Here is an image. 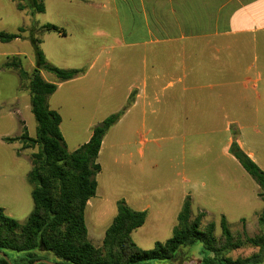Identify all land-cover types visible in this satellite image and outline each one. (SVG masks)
Segmentation results:
<instances>
[{
    "label": "rangeland",
    "instance_id": "1",
    "mask_svg": "<svg viewBox=\"0 0 264 264\" xmlns=\"http://www.w3.org/2000/svg\"><path fill=\"white\" fill-rule=\"evenodd\" d=\"M116 1L37 0L38 3L45 5V13L32 14L30 12L31 0H0V33L20 35L17 41L0 42V53H6L10 58L7 62L22 66L30 77L35 68V53L30 42V37L33 35V38L41 40V48L49 64L62 69L77 68L85 73L95 57L104 50L109 55L111 68L108 70L106 92L98 107L99 114L100 117H105L111 111L115 114V111L121 108L118 112L123 111L125 115L132 106L131 101L125 100L128 85L132 76L142 67L139 58L143 56V49L131 48L121 35V32H128L129 28H132L135 24L132 21L136 22L138 17L118 12L115 7ZM19 3L26 8L25 11L18 10ZM119 22L123 25L121 29ZM47 24L59 27L60 33H44L42 26ZM20 29L25 31L20 32ZM254 39L257 43L253 42ZM228 41L230 45L223 49L220 56L232 63L236 71L234 80L243 82L247 76H261L257 91L262 97L261 101L254 99V95L249 93L246 95L247 102H243L240 106L235 105L234 117L239 119L241 124L250 126L259 134L264 135V31L257 34L238 32ZM15 54L22 55L13 56ZM6 60V57H0V65ZM32 66H34L33 69ZM9 70L17 75L0 69V104L7 105L4 108L6 115L12 112V106L15 104L14 98L19 79L21 86L27 92L30 91L29 77L21 78L15 68ZM44 75L48 78H55V75L51 73L44 72ZM82 85L85 87L82 88ZM91 86L92 83L88 79L67 86L65 90L72 87L82 88L68 92V96L76 106L81 105L82 102L89 109V107H96V102L91 97L84 96ZM77 107L83 122L88 116V111L81 109V106ZM9 119L1 120L0 118V135L6 133L13 135L17 131L18 122L12 119L8 121ZM32 121H28V127L29 132L35 136L37 123L34 116ZM234 128L237 127L234 126ZM65 130L66 126H64ZM65 134L68 138L66 131ZM152 138L157 142L151 144L150 152L159 157L156 159L157 164L152 177L150 176L146 184L149 186V193L163 196L164 201H161V198L157 200L153 197H146L144 203L152 201V213L153 215L162 214L164 225L171 221L174 222L179 210L176 202L177 196L186 192L192 195L191 220L201 213H206L202 219V228L209 223H215L217 238L221 236L220 224L223 216L226 217L231 233L235 237L244 240L246 236L256 237L261 234L259 218L264 212V200L257 198L256 192L260 190L246 170L236 162L231 164L229 159L220 156L218 145L223 140L222 135L198 137L197 134L183 136L167 133L166 135L156 134ZM170 138L174 141H169ZM133 140L129 134L124 136L112 130L108 145L117 143L122 147L115 150L106 148L100 158L101 172L96 176L97 193L91 200V206L85 212L88 238L97 248L103 246L105 233L118 213V203L123 201L122 198H127L129 204H132L135 193L140 192L139 182L132 180L130 174L134 166L115 165L113 161L114 153L134 152V147L129 146ZM196 142L201 147H198ZM6 147L0 144V209H3L6 215L21 225H25L34 208L33 186L25 177L23 179L20 176V180L11 177L12 169H16L17 166L11 159L10 148ZM33 149L30 155L31 161L32 154L38 151L37 147ZM162 153L166 157H163ZM168 155L170 157H167ZM134 162L137 163V160L134 159ZM26 167H28L27 164ZM18 168L23 169L22 166ZM242 219L245 221H241ZM150 226H153V222L149 220L143 228L138 229L132 235V240L143 250L154 249L155 240L161 243L167 240V237L163 235L154 236L150 231ZM253 248L255 247L246 244L243 248L230 253L229 257L232 259L249 257ZM178 256L177 262L151 263L179 264L184 260L198 262L205 257V254L202 244L198 243L192 247L182 248ZM48 257L50 262L55 263L56 258L53 255L50 254ZM261 264H264V257Z\"/></svg>",
    "mask_w": 264,
    "mask_h": 264
},
{
    "label": "crops",
    "instance_id": "2",
    "mask_svg": "<svg viewBox=\"0 0 264 264\" xmlns=\"http://www.w3.org/2000/svg\"><path fill=\"white\" fill-rule=\"evenodd\" d=\"M115 7L118 12L138 17L136 22L132 21L135 23L132 28H129L128 32H121V35L131 48L143 49V56L139 58L142 67L132 76L128 85L125 100L132 101V106L105 136L98 163L106 148L115 150L122 147L117 143L108 145L112 130L124 136L129 134L134 139L129 143V146L134 147V152L113 154L115 165L134 166L131 169V178L139 182L140 192L135 193L132 204H129L127 198L122 199L132 210L146 212L145 224L149 220L153 222L150 231L154 236L163 235L168 240L177 225L175 220L177 221L185 200L189 198L192 203V195L183 192L177 196L179 210L175 220L165 225L162 214L153 215L152 201L144 203L146 197L163 200V196L149 193V186L146 184L152 177L157 164L156 159L159 157L150 152L151 144L157 142L152 138L154 135L167 133L183 136L197 134L198 137L222 135L223 140L218 145L220 156L229 159L231 164L236 162L242 167L231 154V147L236 141L245 154L264 171V135L250 126L241 124L233 113L236 104L240 106L248 101L246 95L249 93L254 95V99L261 101L262 97L257 92L261 76H247L243 82L235 81L233 77L236 71L232 63L220 56L223 49L230 45L229 38L238 32L257 34L264 31V0H117ZM122 26L119 22L120 29ZM253 42L257 43L255 39ZM0 57L7 58L0 65L1 71L5 70L9 74L17 75L4 67L9 56L2 52ZM110 68L109 55L103 50L91 62L87 72L75 80L60 83L57 91L48 98L49 108L61 116L60 129L69 152H74L88 143L94 127L114 113L111 111L109 115L100 117L98 110L106 92ZM42 76L47 82L57 83L56 77L48 78L44 72ZM88 79L92 86L86 90L84 96L91 97L96 102V107L88 109L82 102L81 105H77L88 111L86 120L82 122V115L78 107L71 102L68 92L81 90L85 85L80 89L72 87L65 90V88ZM15 94L12 112L6 115L4 108L7 105L0 104V118L4 120L10 117L8 121L11 119L17 121V131L13 135L8 133L0 135V144L2 147L10 148L11 159L17 166L16 169H12L10 175L13 179L20 180V176L28 179V174L32 170L30 155L34 149L25 150L22 142H7L6 139L19 138L24 132L30 137H35L29 132L28 127V121L33 122L34 115L31 111L30 91L27 92L21 86L20 79ZM169 141L174 140L170 138ZM196 144L201 147L198 142ZM157 147L159 148L158 145ZM163 157L166 156L163 154ZM20 166L23 167L22 170H19ZM202 185L206 187L205 184ZM260 194L261 191L256 192L257 198L264 200ZM91 200L87 208L91 206ZM163 205L161 202V206ZM202 214L205 217L206 213ZM223 217L226 219L225 216ZM145 224L138 229L143 228ZM155 242L161 243L159 240ZM252 250L251 255L258 253L259 248ZM196 263V261L179 262V264Z\"/></svg>",
    "mask_w": 264,
    "mask_h": 264
},
{
    "label": "trees",
    "instance_id": "3",
    "mask_svg": "<svg viewBox=\"0 0 264 264\" xmlns=\"http://www.w3.org/2000/svg\"><path fill=\"white\" fill-rule=\"evenodd\" d=\"M15 1V0H13ZM31 13H45V5L31 0ZM17 8H26L19 3ZM45 32L60 33L57 26H42ZM20 29V32H24ZM34 36V35H33ZM30 37L35 53V68L30 77L22 66L6 62L7 69L15 68L21 78L30 79L31 111L36 120V135L24 132L19 138L23 149L37 147L32 158V170L28 180L33 186L34 208L25 225L6 215L0 209V252L7 255L12 264H34L40 260L51 261L50 254L58 264H152L151 262L179 260L182 248L200 243L205 257L196 264H261L264 257V212L259 218L260 235L243 240L235 237L227 220L222 217L221 236L215 233L217 226L209 223L202 228L204 215L191 220L192 203L187 198L177 218L170 239L156 243L154 249L143 250L132 240V233L142 227L146 212L132 210L124 201L118 203V213L107 229L103 246L95 247L88 238L85 212L88 202L96 196V176L101 172L98 163L103 140L109 130L124 115L118 112L107 117L93 129L88 143L74 152H69L61 133V116L51 110L48 98L60 83L75 80L83 75L81 69H62L47 61L41 48V40ZM20 38L18 34L0 33V42L10 43ZM17 58V57H16ZM10 59V58H9ZM42 72L54 74L57 83L47 82ZM132 102V101H131ZM231 154L259 186L264 197V171L239 147L235 141ZM246 244L259 248L258 253L246 258L232 259L229 254ZM185 261V260H184ZM181 261L180 263H183ZM190 262V261H189ZM0 264H9L0 256ZM44 264V263H39Z\"/></svg>",
    "mask_w": 264,
    "mask_h": 264
},
{
    "label": "water",
    "instance_id": "4",
    "mask_svg": "<svg viewBox=\"0 0 264 264\" xmlns=\"http://www.w3.org/2000/svg\"><path fill=\"white\" fill-rule=\"evenodd\" d=\"M0 256L3 257L9 264H12L6 254H4L3 252H0ZM39 263L58 264V263H53V262L46 261V260H40V261L35 262L34 264H39Z\"/></svg>",
    "mask_w": 264,
    "mask_h": 264
}]
</instances>
